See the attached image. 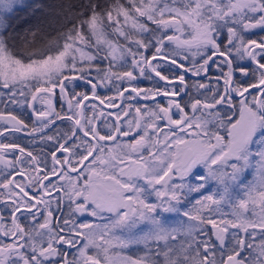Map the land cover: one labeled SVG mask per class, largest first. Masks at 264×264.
<instances>
[{"label": "snow or ice", "instance_id": "snow-or-ice-1", "mask_svg": "<svg viewBox=\"0 0 264 264\" xmlns=\"http://www.w3.org/2000/svg\"><path fill=\"white\" fill-rule=\"evenodd\" d=\"M44 12L0 0V96L31 109L47 148L0 142V264H264V39L244 35L264 31V0H87L63 43L18 54L7 30ZM0 121V137L29 129ZM141 244L144 256H121Z\"/></svg>", "mask_w": 264, "mask_h": 264}, {"label": "flooded vegetation", "instance_id": "flooded-vegetation-1", "mask_svg": "<svg viewBox=\"0 0 264 264\" xmlns=\"http://www.w3.org/2000/svg\"><path fill=\"white\" fill-rule=\"evenodd\" d=\"M153 28L155 27L154 25L152 26ZM245 38L246 39H255L258 42L261 39H264V31H262L260 28H252L249 29L248 31H246L244 33ZM187 37V33L184 34L183 37L181 38H186ZM170 47H175L174 45H170ZM180 49H177V52H180ZM186 51V50H185ZM189 56L191 55L190 52L187 53ZM171 55V53H170ZM235 55V53H234ZM177 60L178 62H183L185 64L189 63V61H183V57L182 55H177ZM197 60H199V57H196ZM244 63H247V60L243 61ZM161 63L163 64H167L169 63L167 60L162 61ZM108 64L106 63V61L103 62L102 67L107 68ZM252 67H254V65H252ZM226 70V69H225ZM165 74H168L166 69H165ZM93 75H95V70H93ZM154 76V73L152 74ZM220 76V72L219 70H216L215 67L213 66L212 69V83L215 86L216 84V78ZM157 80L159 78H156ZM192 79L194 78H189L186 77V80L188 81V83L192 82ZM165 82L161 81L160 85H163ZM220 85H223V80H220ZM142 87H155L158 85H155V83L153 81H149L147 79H142ZM109 88H111V85H109ZM109 88H101L100 89V93L102 96L104 95H112V92L109 91ZM82 89H77V91H81ZM193 91H195L193 89ZM19 99V98H18ZM157 100H159L162 104L165 102L164 97H157ZM57 104V109L59 110L60 108V102L57 100L56 101ZM39 107V105H37ZM11 112L12 114L18 115L20 116L22 119L25 120L26 123H28L29 125V129L27 131L24 132H18V133H9V132H5L4 136L0 137V142H18L20 143L22 146H28L29 148H31L34 151V154L40 153L41 151H47L46 147H43L41 145V142L37 139L36 142H32L31 140V135L30 130L32 127L33 122L35 121V117L31 115V109H27V108H22L20 105H16V104H11L10 102L7 101V97L4 100L3 104L0 106V113H3L5 116ZM0 123H3L2 121H0ZM57 124L60 125V121H57ZM61 127H64V125H61ZM221 134L223 135L224 132L223 130H221ZM133 135H135V133H133ZM129 138H122V140L127 141ZM7 159H12L11 154L7 155ZM0 169H3V165H0ZM127 170V169H126ZM4 172H7V169H3ZM245 177H246V182H250V181H254L258 179V175L255 169H249L247 172H245ZM17 179H19V177H17ZM104 178H103V173H101V175L99 177L96 178V183L99 186H103L104 184ZM216 185L215 183H213L211 185V193L210 194H214L215 190H216ZM3 190L0 189V192H2ZM237 193L240 196H243V192L240 190H237ZM55 195V193H54ZM235 195V194H234ZM152 200L155 199V197L153 196L151 198ZM239 201L235 200L233 204H227L225 203L224 206L222 208H220L216 213H215V218L217 220V223H220V217H224L225 220L228 219H234L236 217V213H237V206H238ZM53 207H55V205L53 204ZM3 210V205H0V211ZM65 213L67 212V209H64ZM241 213H243L244 215H251V211H252V206L249 205V209L247 210V212H245L244 209H240L239 210ZM260 209L256 208V212L259 213ZM6 215V213H5ZM59 215V214H58ZM166 216H171L172 218L169 220V224L171 226H177L181 221L185 220L186 218L184 217H177L175 216V214H165ZM89 220H93L95 218H88ZM96 223H100V221H96ZM5 226H7V224H5ZM207 229L209 230V232L213 231L211 225H207ZM230 231H233L230 229ZM213 240H215V236L212 237ZM254 244H259L260 243V234H259V230L257 231V236L255 238V240L253 241ZM67 247V246H65ZM145 247L143 244L141 245H133L130 246L128 248H125L122 250L121 252V256H132L133 258H138V257H142L145 255ZM70 255H69V259H71V253L75 252V249H70L69 250Z\"/></svg>", "mask_w": 264, "mask_h": 264}, {"label": "trees", "instance_id": "trees-1", "mask_svg": "<svg viewBox=\"0 0 264 264\" xmlns=\"http://www.w3.org/2000/svg\"><path fill=\"white\" fill-rule=\"evenodd\" d=\"M45 5L43 15L37 14L29 23L16 20L6 35L15 45L18 54L27 55L29 52L41 51L57 42L63 43V35L71 28L73 13H78L87 0H41ZM96 3L111 4L112 0H94ZM65 13H68L67 19ZM150 24V22H149ZM153 25L150 24V27ZM31 30V31H30ZM32 31L36 32L35 39Z\"/></svg>", "mask_w": 264, "mask_h": 264}, {"label": "rangeland", "instance_id": "rangeland-1", "mask_svg": "<svg viewBox=\"0 0 264 264\" xmlns=\"http://www.w3.org/2000/svg\"><path fill=\"white\" fill-rule=\"evenodd\" d=\"M113 38H114V39L116 38V37H115V34H113ZM119 40H120V42H123V38H122V37H120ZM101 54H102V53H101ZM105 61H106V63L108 64V61H107V60H105ZM6 91H7V90L0 88V93H5ZM6 97H7V96H0V106L3 104L4 100L6 99ZM219 218H220V216H219Z\"/></svg>", "mask_w": 264, "mask_h": 264}]
</instances>
